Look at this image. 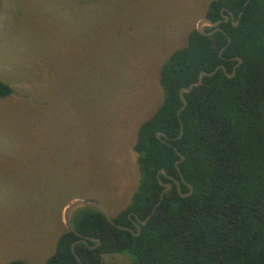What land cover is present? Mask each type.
<instances>
[{"label":"rangeland","instance_id":"obj_1","mask_svg":"<svg viewBox=\"0 0 264 264\" xmlns=\"http://www.w3.org/2000/svg\"><path fill=\"white\" fill-rule=\"evenodd\" d=\"M210 1L1 0L0 80L12 93L0 97V264H45L73 199L112 216L128 204L160 67Z\"/></svg>","mask_w":264,"mask_h":264},{"label":"trees","instance_id":"obj_2","mask_svg":"<svg viewBox=\"0 0 264 264\" xmlns=\"http://www.w3.org/2000/svg\"><path fill=\"white\" fill-rule=\"evenodd\" d=\"M221 10L232 13L221 30L202 35L194 28L185 45L165 59L159 70L163 99L137 128L132 149L138 184L113 220L134 233L132 220L149 216L146 222L133 234L110 224L96 208L80 207L72 215L73 228L100 243L90 248L95 241H76L71 250L79 237L66 229L45 264H79L74 253L84 264H103V255L112 253L128 255L126 264H264V0H211L205 16L221 19ZM236 57L241 62L227 77ZM220 64L226 72L219 67L204 75L184 93L180 109V87ZM11 93L0 80V97ZM179 171L192 185L185 197L175 182L188 192ZM157 176L172 186L153 209L163 188Z\"/></svg>","mask_w":264,"mask_h":264},{"label":"water","instance_id":"obj_3","mask_svg":"<svg viewBox=\"0 0 264 264\" xmlns=\"http://www.w3.org/2000/svg\"><path fill=\"white\" fill-rule=\"evenodd\" d=\"M241 13V12H240ZM239 13V14H240ZM229 17H232V13H229L228 14H224L221 10V19H217L215 21H212L210 20L208 17L206 16H203L202 18H200L197 23H196V30L202 34V35H210L212 33L213 30H221V28L219 27V24L222 22V21H227L229 19ZM238 23V19L236 20H233L232 21V24L233 25H236ZM205 27H212L211 30L209 31H206L204 30ZM228 42H229V37H228ZM223 48L220 49L219 51V54L220 52L222 51ZM236 59L238 60L237 63L234 65V67L232 68V72L231 73H226V76L227 77H231L234 75L235 73V68L236 66H238L241 62V59L239 57H236ZM221 67L223 69L224 72H226L224 66L222 64L218 65L212 72H206V71H200L199 74H198V77H197V80L196 81H193L191 83L188 84V86H182L180 87L179 89V98L180 100L182 101V106L180 107V109H182L185 104H186V98L184 97V93H188L189 91H191V89L196 86V85H200L202 83V77L204 75H211L213 73L216 72V70ZM180 109L177 111V114L179 113ZM181 132H182V128L180 126V130H179V134L178 136L181 135ZM162 134V132L158 131L156 132V137L157 138H160V135ZM183 157L180 156V160H182ZM180 160H177L175 162V164L177 165V163L180 161ZM162 172H164L163 169H161ZM179 174L181 176V180L183 182H185L184 178L182 177V174L181 172L179 171ZM158 177V176H157ZM158 182L160 185L163 186L161 192H160V195H159V199L158 201L156 202V204L153 206V209L156 207V205L160 202V200L163 198V194L166 190L170 189L171 188V183L170 182H163L159 179L158 177ZM176 184H177V190L180 194V196L182 197H185V196H188L192 193V185L185 182L186 185L188 186L189 190L188 192L186 193H183L180 191V186H179V183L177 180H175ZM93 207V208H96L97 210H99L105 217L106 219L108 220V222L114 226H116L117 228L119 229H123V230H128L130 231L131 233L133 234H137L139 232V229H140V226L139 224H144L146 222V220L148 219L149 216H147L144 220H138L137 221H133V223L135 224L136 226V229H137V232L134 233L133 232V229L128 227V226H119V225H116L114 223V220H113V216L110 214L109 210L107 209V207L101 203V202H98V201H95V200H85V199H81V198H76V199H73L72 201H70L64 208L63 210V221H64V224L66 226L67 229L71 230L72 232H74L78 237L79 239L73 241L71 243V250H72V247H73V244L76 242V241H80V242H83L85 244H87V239L89 240H92V241H95V244L93 245H89L90 248H94L95 246H97L99 243H100V239L97 238V237H88V236H83L81 235L80 233H78L72 226V223H71V218H72V215L73 213L75 212V210H77L78 208L80 207ZM153 211V210H152ZM75 254V257L77 259V261L79 262V264H84L82 261H80V258L79 256Z\"/></svg>","mask_w":264,"mask_h":264}]
</instances>
